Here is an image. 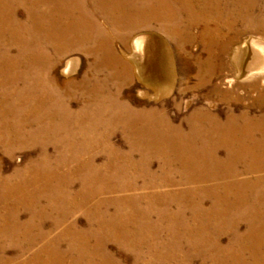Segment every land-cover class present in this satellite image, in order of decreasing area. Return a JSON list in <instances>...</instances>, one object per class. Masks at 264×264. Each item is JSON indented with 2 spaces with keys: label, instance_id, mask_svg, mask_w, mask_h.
<instances>
[{
  "label": "bare ground",
  "instance_id": "6f19581e",
  "mask_svg": "<svg viewBox=\"0 0 264 264\" xmlns=\"http://www.w3.org/2000/svg\"><path fill=\"white\" fill-rule=\"evenodd\" d=\"M238 22L264 35V0H0V152L13 158L29 151L24 166L9 175L0 156V240L15 250L11 257L1 250L0 264H64L66 257L69 264H113L101 254L107 242L135 251L147 248L152 264H188V256L178 255L181 244L195 248L203 264H264V196H257L264 195V81L243 85L244 98L216 87L226 108H196L183 119L177 100L151 103L135 99L134 89L125 91L139 81L167 95L176 88L178 74L185 83L197 78L194 90L209 85L221 68H209L208 61L186 50L195 42L210 49L224 28ZM132 35L130 52L147 50L146 72L135 70L141 55L126 58L117 49L119 42L127 48ZM75 53L87 57L82 73L61 77L60 67ZM250 57L248 41L236 46L231 61L238 79L245 77ZM78 62L71 58L67 67L74 72ZM169 106H175V117ZM116 132L123 134L125 148L111 142ZM87 148L109 155L102 170L109 166L114 177L122 178L119 165L130 167L124 172L129 185H112L110 175L78 191L86 163L97 161L80 153ZM145 153L151 157L144 158ZM138 154H143L140 163ZM152 154L161 174L151 173ZM240 167L255 184L230 180L240 177L231 171ZM192 184L198 197L214 192L221 198L220 190L240 195L212 211L220 216L222 231L232 234L228 247L221 237H202L199 231L192 239L175 226L158 225L173 217L175 205L150 190ZM190 198L179 195L177 208L201 212L208 204ZM230 205L234 212L228 223L222 213ZM114 210L127 217H112ZM78 213L87 218L84 228L75 219ZM156 216L158 227L152 223ZM241 226L246 230L239 231ZM89 246L101 249L92 253Z\"/></svg>",
  "mask_w": 264,
  "mask_h": 264
},
{
  "label": "rangeland",
  "instance_id": "374dc122",
  "mask_svg": "<svg viewBox=\"0 0 264 264\" xmlns=\"http://www.w3.org/2000/svg\"><path fill=\"white\" fill-rule=\"evenodd\" d=\"M144 30L145 29H143V28L136 30L135 32H133V35H135L136 33L142 32ZM133 35L131 37H129V39H128V47L127 48L126 47L124 48V46L119 42V43H117V49L121 52V55L125 56L126 58H132V57L138 58L141 55V57H143L141 59L142 62L141 61L139 62V64H138L139 66L135 67V70L138 71V69H140V70L144 69L146 72L147 71L146 68L148 69V67L146 66V57H144V55L147 54V50L143 51L141 54L135 53V52H130V42H131V38L133 37ZM215 39H216V41H213V43L211 44V48L208 50H206L204 48V46H202L198 42H195V43L189 45L188 46L189 50L188 49L186 50L187 54L190 53L193 55H197L199 57V59H201L202 61H205V62L208 61L209 62L208 67L209 68H211V69L221 68V72L218 71L216 77L213 78V80L211 81V83H209V85L202 87L200 90H196V89L194 90L193 87L196 86V84H197V78L193 77L188 81V83H185V82H182L183 77L180 74H178L176 77L177 80L175 83L176 88L174 90H172L167 95L162 94L161 93L162 90L161 91L157 90V92L159 91L158 93L154 92L150 88V86H154L153 84L145 82V85H143V84L139 83V81L138 82L136 81V83H134L132 86H130V85L127 86L126 87L127 89L125 91L128 92L129 89H134L133 90V97H135V99L150 101L151 103L155 102L156 99H160V98L166 102H168L169 100H177V102L180 104L181 119H183L187 115L191 114L196 108H206L207 109L208 107H213L214 105H217L219 108H226L227 104L224 102L225 100L223 98L224 97L223 93L219 92V91L214 93V91H216L215 90L216 87L221 88L222 91H224V90L235 91L236 98L237 97L238 98H244L243 95H245L244 94L245 90L243 88V85L248 84L252 80H258L261 83L264 81V35L259 34L257 32L255 33L254 31H251V30H248L243 23L238 22L233 26L229 25L228 28L227 27L224 28L223 33L221 34L220 38H218V39L215 38ZM243 41L244 42L248 41L250 43L251 57H250L248 65H247L245 77L242 79L241 78L238 79L236 76L235 68H234L232 61H231V57H232V54H233L236 46ZM147 43H148V41H147ZM132 44H133V42H131V45ZM145 45H144V50H145ZM71 58L79 60L78 66L75 67L76 70L74 72L71 71V70H73V68L71 69V65H69V67H67L68 66L67 62ZM209 58H210V60H208ZM86 61H87V57L84 56L83 54L75 53V54L71 55V57L68 58L67 60H65V63L60 67L59 75L61 77L65 78L67 76H72L71 74H73V73H74L73 75H77L79 73H82V71L84 69V64L86 63ZM222 64H223V66H222ZM144 86H146V87H144ZM185 87H191V89L186 91L184 96H181L179 94V92L181 90L183 91L185 89ZM209 93H211L210 97H208V95H210ZM161 96H164V97H161ZM251 101L252 100L250 99V100L245 101L244 103L250 104ZM191 102L193 105L192 107L189 106V103H191ZM77 106H78V104L74 102L73 103V109H76ZM134 106H136V105H134ZM235 107L239 108V105L235 104ZM167 111H168L170 116H172V117L176 116L177 110H176L175 106L167 107ZM259 114L260 113H258L257 115H259ZM254 115H256V114H254ZM111 142L113 144L118 145V146H122L123 148H125V146H126V145H124L125 140L123 138V134H121L120 132H116L114 134ZM28 152L29 151L17 152L13 158H10L8 155H5L4 153L0 152L1 162H2L1 165L4 167L3 173L5 175H9L16 168L23 167L24 166L23 164H25V157H26V154ZM122 152H127V150L125 149ZM80 153H82V154L89 153L88 155L91 158L97 157V161L95 163H92V161H88L86 163V165L84 167L85 168L84 174L78 176V178H77L79 180L78 182L80 183V185L77 188L78 191H81V189H83V188L85 189V187H83L82 185H89V181H90V183L100 182V183H96V184L100 185V184H102V179H105L106 177L108 178L110 175L112 176L110 179V181L112 182V185H114V186H119V184H120V186L121 185L122 186L129 185V182L126 179V177L124 176V174L129 173V171L131 170L130 167H128L126 165H122V164L119 165L118 168L123 171V173H121L122 178L121 177L119 178L120 175L114 177V175L111 174L112 170L109 169V166L107 168L108 170H102L107 165V164H105V161L107 160L106 158L109 157L108 154L103 153L101 150L92 151V149H90V148L89 149L87 148V150L82 149V150H80ZM147 153H145L144 158L149 159L151 156H150V154L148 156ZM143 154H138L136 162L140 163V161L143 159V156H142ZM146 155H147V157H145ZM152 155L153 156L151 159L153 160V165H152L153 168L151 170V173L155 174V175L161 174V172L159 170L160 169V166H159L160 163L157 160H155L158 158H156L157 157L156 155H154V154H152ZM235 169H233L231 171H236L238 174H240V177H242V176L243 177L242 178H240L239 176L232 177V179L230 178L231 181L238 180V181H241V182L243 181L246 183L251 181L252 183L251 182L250 183L252 185L256 183L255 178H251V177H253L252 175H250V177L246 176L245 171H247V168L240 167V168H235ZM197 171H199V170H197ZM200 171L202 172L205 170L200 169ZM90 177L92 179H90ZM176 180L181 181V178L177 176ZM140 181H143V180H140ZM143 182H146V181H143ZM143 182H141V184H143ZM221 184L224 186V183H221ZM80 187H81V189H80ZM195 188H196L195 185L193 187V184H192L190 186L189 185H180L178 187L174 186V187H166V188H162V189L161 188H154V190L159 189V190H157L158 193L154 192V190H150L149 193H151L150 194L151 196L158 194V197H160L161 200H163L164 202H167V203L170 202L169 204L175 205L173 210H171L173 217L166 216L165 218L162 219L163 220L162 224L158 223V225L163 227V230L165 227L168 228L170 225L175 226L178 230L180 229L184 234L187 232L192 234L191 235L192 239L199 237V231L201 232L202 237H203V235L207 236L208 234L211 235L212 238L213 237H219V238L221 237L222 238L221 239V243H222L221 245L224 248L228 247L229 241L232 238V234L230 232L225 233L222 231L224 225L221 226V224L219 223V220H221V218H220V216L217 217L214 214V212H212V211L222 210L223 209V205H222L223 201L230 203L226 198H228V199L233 198L234 199V196L241 198L240 195L239 194L236 195V193H233V192H231L230 194H227V192H225V191L221 192V190H220V195L222 194L221 195L222 199L219 197V195L215 194L214 192L212 195H209V196L198 197V195L196 194L197 191ZM178 192H180V193L178 194ZM251 193H252V191L250 192V194ZM179 195H183V196L185 195L186 200H187L188 196H189V198L191 197L190 199H188V202L189 201L194 202L195 199L196 200L205 199L206 201H208V204L203 205V211H201V212L200 211L199 212L194 211L191 208L179 209L176 206L177 200L179 199ZM253 195H255V194L253 193ZM107 196L109 197V199H111L110 201H112V200L116 201L118 199L117 198L118 195H107ZM107 196H105L104 198H108ZM257 196L263 197L264 195L261 193V195L258 194ZM129 197H131V196H129ZM253 199L254 198H251V197L248 199V201H249L248 204L252 207L255 206ZM99 200H100V202H103L102 200L105 201V199H103V198H99ZM145 203L146 202H144V200L141 201V204L143 206ZM228 211L229 212L222 213V218L225 219L226 221H228L227 218H229V216H231L233 214L234 207H232V205H230V209ZM110 212H112V214H113L112 217H114V218L119 217V218L124 219L127 217V215L124 214L122 211H117V210L115 211L114 210V211H110ZM167 214H168V211H167ZM158 215L160 216L159 213H158ZM168 217L171 220H167ZM75 219L77 220L78 225L81 228L85 227V225H86L85 219H87V218H85V216L82 213H78L76 215ZM157 220L158 219L156 216L155 218H153V221H152L153 224H154V222L156 223V227H158L157 226ZM228 223H229V221H228ZM135 225L138 227H142V228L145 227L143 224H140V225L135 224ZM148 225L149 224H147V226ZM109 226H111V224H109ZM136 226H134V227L136 228ZM153 226L154 225L151 224L150 228L153 229ZM246 227L247 226H245V227L241 226V230H239V231H241V232L245 231ZM152 229H150V230H152ZM60 230L62 232L63 229H60ZM55 232H56V234H53V235H55L53 239L58 237V231H55ZM164 234L166 235V233H164ZM184 237L187 238L186 235ZM103 245H104V247L101 251V254L105 255V258H104L105 261H112L113 264H152V260H151V257L149 255L147 248L143 247L142 251L141 250L135 251V250L128 249L131 247H128L125 244H118L115 242H107ZM120 246H122V247H120ZM88 249H90L93 253L94 251L100 250L101 248H93V247L89 246ZM177 249H179L178 250L179 256H180V254L181 255L185 254L186 256H188V258H187L188 262H189L188 264H203L204 259L201 257L200 254H196L195 248H194V250H195L194 251L193 248H190L189 246H187V244L186 245L181 244V245H177ZM1 250H4L8 257L14 256L15 250H12L9 247L5 248V244L0 240V251ZM138 253H140L141 255H139ZM138 257H140V260H137ZM70 259H71L70 257H66L64 264H69ZM179 259L181 260V258H179ZM95 262L97 264L101 263L99 261H95ZM96 263L83 260L81 262H78L77 264H96Z\"/></svg>",
  "mask_w": 264,
  "mask_h": 264
}]
</instances>
